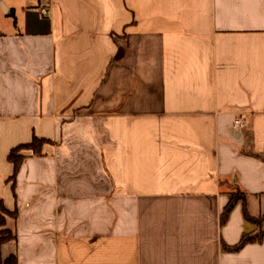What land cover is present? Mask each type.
I'll list each match as a JSON object with an SVG mask.
<instances>
[{"label":"crops","instance_id":"1","mask_svg":"<svg viewBox=\"0 0 264 264\" xmlns=\"http://www.w3.org/2000/svg\"><path fill=\"white\" fill-rule=\"evenodd\" d=\"M237 188L261 215L264 0H0L1 264H264Z\"/></svg>","mask_w":264,"mask_h":264},{"label":"trees","instance_id":"2","mask_svg":"<svg viewBox=\"0 0 264 264\" xmlns=\"http://www.w3.org/2000/svg\"><path fill=\"white\" fill-rule=\"evenodd\" d=\"M46 143H47V141L40 140V139L35 137L32 144L21 146V147L11 151V153L9 155V161L15 167V175L13 176V180L15 179L16 174L19 171V168L21 166V163L25 158V155H23L21 152L24 150H30V151H32L33 155L40 156L42 154L43 145ZM239 201L243 202V213H244L245 219L248 222L257 225L259 227V232L256 235H248V234L244 235L241 242L237 246L230 249L233 251H239L248 243H252V242H258L259 243L262 241L263 236H264V231L262 228L263 223H264V212L261 215H259L258 217L251 216L249 214L248 207H247L246 195L239 188H237L236 191L232 194V198H231L229 204L227 205V207L225 208V212L223 214L222 220L224 221L228 218L230 212L232 211V209L234 208L236 203ZM4 210L5 209L3 208V206L0 203V226H2L4 223V217L2 215ZM0 234H1L0 244L6 240H10L13 238L12 235L10 234V232H8V231L2 232ZM227 250H228V248H227ZM0 264H1V260H0ZM5 264H18V260L16 257L13 256V257L9 258L5 262Z\"/></svg>","mask_w":264,"mask_h":264},{"label":"built area","instance_id":"3","mask_svg":"<svg viewBox=\"0 0 264 264\" xmlns=\"http://www.w3.org/2000/svg\"><path fill=\"white\" fill-rule=\"evenodd\" d=\"M41 14L43 15V16H48L49 15V10L47 9V8H41ZM235 125H237V126H239L240 128H245V126H246V124H245V122H244V120L243 119H237L236 121H235Z\"/></svg>","mask_w":264,"mask_h":264}]
</instances>
